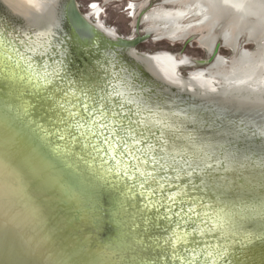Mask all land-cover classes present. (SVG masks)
<instances>
[{"label":"rangeland","instance_id":"374dc122","mask_svg":"<svg viewBox=\"0 0 264 264\" xmlns=\"http://www.w3.org/2000/svg\"><path fill=\"white\" fill-rule=\"evenodd\" d=\"M68 2L69 0L60 1L58 22L52 31V47H55L56 51L51 55V60L56 58L52 62L63 65L65 70L59 71V68H54V72H50L53 81L48 79L47 81L42 80L40 83L33 77L29 78V75L22 74L24 70L20 67L16 68L15 72L9 68L0 72V98L4 101L3 108L11 112L14 110L16 112L14 115H19L18 119H27L33 124L40 137L53 138L51 140L53 143L59 142L58 145H54V151L52 149L53 157H65L73 160L76 165L88 167L91 169V174L97 175L103 184L110 182L109 187L112 189L125 181L118 176L116 185L112 184L111 175L114 174L111 173V169L104 168L103 164L108 163V154L118 158L119 154L112 150L107 155L97 152L92 145H96L98 148L104 147L105 144L99 143L103 137L100 135L101 138L97 139L89 128L85 125L83 127L77 125L65 113V120L71 122V128L68 130L75 132L78 137V140L72 139L68 136L67 131H61L65 125L59 121L56 115L57 112H64L60 108V104L64 103L61 99L64 93L60 89L68 93V99L80 97L92 105L91 97L95 96L98 99L97 94L102 91L100 87L109 83L108 80L103 81L107 76L96 64L97 59L94 58L96 53L90 52L89 48L81 50L80 44L72 38V33L64 18V10ZM76 2L81 13L88 15L93 21L95 20L94 12L90 8L92 4H96L102 11L101 18L106 26L125 39L142 37L145 33L148 35L149 29L157 27L152 22H144L145 16L150 12L160 9L185 8L188 5L193 7L201 5L205 14L197 18L204 19L202 20L204 22L201 25L196 23L193 26L187 23L192 27L183 40L173 42L166 37V30L159 28L150 35L148 41L136 48L137 51L143 54L170 53L182 59L187 56L194 62L207 61L210 57L209 48L204 43L207 39H211L222 44L219 55L228 63L224 60V65L209 69H206L207 66L196 64L191 69H181L180 74L183 77H191L195 70L206 69L207 75L212 77L230 76L237 81L264 85V0H76ZM130 4L132 7H129ZM135 5L137 9L134 11L133 6ZM4 13L5 11L0 8V25H3L7 31H11L14 39L19 41L29 35L34 37V29L26 28L24 30L18 20ZM141 13L142 17H140ZM260 13L262 14L260 15ZM195 18L193 17V19ZM138 19H140L141 27L137 31ZM193 34L195 35L193 39L185 41ZM160 37L163 39L155 40ZM226 37L229 38L228 44L225 42ZM240 42L243 46L241 55L238 56L236 52ZM48 53L52 54L50 51ZM48 53L43 56L38 54L35 58L39 62L41 57L48 59ZM26 54L31 56L30 51H27ZM113 55L115 56V54ZM122 60L125 64V59ZM12 64L14 63L12 62ZM116 71L118 72L120 69ZM126 74L132 76L129 75L130 73ZM53 85L59 87L53 88ZM134 85L144 91V96L136 101L141 109L138 110L137 107H131V109L144 113L143 117L159 114L160 118L169 123V127L162 129L161 126L154 123L148 121V123H144L143 117L140 115H136V117H139L141 123L130 126L133 129L131 134L135 137L136 142L129 145L131 152L122 158L125 165L118 166V170L119 168L128 169L127 171L131 173L128 175L130 185L122 195L118 196L121 200L114 204L118 210L119 208L123 209L122 217L124 212L129 210V207L126 206L128 203L133 208L135 205L139 206L138 209L129 211V214L132 215L128 218L131 230L140 229V224L147 225L143 228H163L164 225L159 224L160 220L167 222L166 225H173L171 229H175L179 228L176 225L178 222L183 226L188 225L185 229L189 231L188 237H191V241L185 245L189 243L197 248L200 243L214 241L215 238H219V235L208 232V230H197L200 223L194 229H191L189 225L193 224L194 219H198L199 215H201V221L205 219L203 215L206 218L213 217V213L218 212L216 206L229 201L231 206L226 204L224 207L231 211L239 209L245 216L249 217L250 215V219L264 225V135H261L264 132V107H254L252 102L239 98L232 97L225 100L220 95L202 97L188 93L164 92L161 90L162 88H156L155 85V87L147 88L146 85H138L133 80L131 86ZM46 87L52 88V92L46 93ZM238 100L243 103L241 104ZM112 104L115 109L127 112L131 119L135 116L126 109L125 111L121 109L119 104L115 102ZM72 111L75 112L76 109H72ZM109 116L119 122L118 126L129 127L128 121H121L111 113ZM132 121L134 120L132 119ZM54 124L56 127H53ZM137 132H143L144 135L139 136ZM61 136L64 138L61 139ZM143 141L146 143H142ZM103 158H106L107 162L103 163ZM249 159L255 160L254 166L257 167V171L250 170L252 168H249L250 164L245 167V160ZM113 162L114 165L115 161ZM229 165L230 168H228ZM233 166L238 170H235ZM129 176L133 178L130 179ZM97 177H92V179ZM145 179L148 183L144 188H141L140 182ZM238 180H241L242 184ZM133 185L135 186L133 187ZM149 185L155 189L154 193L149 192ZM210 186L214 190L206 189ZM114 192H119L116 187ZM137 193L138 198L135 196ZM109 194L114 196L113 193ZM163 194H167L168 197L172 194L170 200H179L166 203V197H163ZM212 194H217L216 203L209 198ZM150 197L154 198L148 200ZM155 197H159V200ZM154 199H157L161 205L158 206ZM182 202L188 203L190 206L179 208V205L176 204ZM205 207L210 211L201 210ZM185 210L187 213L184 212ZM197 210H201L200 214L196 212ZM155 212L159 213L155 214ZM176 212H179L180 215H175ZM162 214H166V216L163 217ZM226 214L228 213L225 212L224 215ZM112 218L119 222L116 217ZM202 223H206V221ZM226 228H230V226H226ZM160 232H167L157 237L160 240L173 237V234H170V231L165 228ZM201 234L209 235L211 238L196 239L203 237ZM261 234V231L255 232L254 235L250 232L245 233L243 237L260 236ZM138 241L142 242L143 238L140 237ZM262 244H264V240L258 247H261ZM205 247L202 246V248ZM252 247L254 248V246ZM191 256L193 257L194 254ZM198 256L199 253L196 254L197 261L204 264L205 258L200 259ZM160 260L164 263L165 258L162 257Z\"/></svg>","mask_w":264,"mask_h":264},{"label":"water","instance_id":"95a60500","mask_svg":"<svg viewBox=\"0 0 264 264\" xmlns=\"http://www.w3.org/2000/svg\"><path fill=\"white\" fill-rule=\"evenodd\" d=\"M0 8L8 14L1 4ZM64 18L72 38L80 44V49L83 51L86 48L91 49L90 52L96 53L94 58L97 60L103 51H112L116 55L127 53L136 50L140 44L150 38L145 33L142 37L131 39L120 37L117 40L110 39L81 13L76 0H69L64 10ZM140 27L141 22L138 19L136 30L138 31ZM221 46L222 44L218 42L213 52H208L210 57L207 61L195 63L207 67L212 65L218 58ZM242 46L240 42L236 52L238 56L241 55ZM122 56L124 57L122 59H127ZM127 60L130 67L135 66L143 73L142 65L132 58ZM169 90L198 95L170 87ZM2 112L0 113V264H173L174 256L191 259V254L196 256L197 253H199L198 258H205L204 264H209L212 255L206 252L213 247H216L220 253L229 249L234 253L264 255V244L258 247L264 240V225L250 219V215L245 216L239 209L231 211L224 207L226 204L231 206L230 201L216 206L218 212H214L213 217L206 218L203 215L205 219L201 221L199 215V220L194 219L195 222L189 225L194 229L200 223L197 230H208L219 235L214 241L196 245L197 248L189 243L185 245L191 241V237H188L189 231L185 229L188 225L179 224V228L171 229L173 225H166L167 222L160 220L159 224L164 225L163 228H143L147 225L140 224V229L131 230L128 218L132 215L129 211H134L139 206L135 205L133 208L128 203L126 206L129 210L124 212L122 217L123 209L118 210L114 204L121 200L118 196L122 195L130 185L128 176L123 174L127 172L131 175L128 169L111 168V173L114 174L111 175L112 184L116 185L118 176L125 181L115 186L119 191L115 193V187L112 189L109 187L110 182L103 184L97 175L91 174V169L88 167L76 165L73 160L65 157H53V147L59 142L53 143L51 141L53 138L40 137L33 124L27 119H18L19 115H14L16 113L14 110L11 112L3 108ZM81 123L83 124V121ZM99 143L102 144V141ZM104 161L106 158L102 159L103 163ZM245 161V167L250 164L249 168L252 167L250 170L257 171L254 159ZM113 163L109 159L103 167L110 169ZM233 168L238 170L234 166ZM92 177L97 178L92 179ZM239 183L242 184L241 180ZM206 189L214 190L211 186ZM109 193H113L114 196ZM216 195L212 194L209 197L214 203H216ZM135 196L138 198V193ZM163 197H166V203L179 200H170L167 194H163ZM153 198L150 197L148 200ZM157 199L154 200L159 206L161 203H158L159 199ZM176 205H179V208L190 206L184 202ZM201 210L210 211L206 207ZM201 210L196 212L199 213ZM184 212L187 213L186 210ZM225 212L228 214L224 215ZM217 214L224 217V221L213 225L211 222H214ZM112 217H116L119 222ZM203 221L206 223H202ZM153 224L155 226V223ZM164 228L170 231V234L178 233L183 236V241L177 243L174 239L170 241L166 238L163 240L157 238L167 233L160 232ZM260 231L262 234L257 235L258 237H243L245 233L251 232L254 235L255 232ZM202 236L196 239L211 238L209 235ZM140 237L143 238L142 242L138 241ZM202 246L206 247L202 248ZM162 257L165 258L164 263L160 260ZM197 264L202 262L197 261Z\"/></svg>","mask_w":264,"mask_h":264},{"label":"bare ground","instance_id":"6f19581e","mask_svg":"<svg viewBox=\"0 0 264 264\" xmlns=\"http://www.w3.org/2000/svg\"><path fill=\"white\" fill-rule=\"evenodd\" d=\"M60 1L61 0H0V4L4 7L7 13L10 16H13L16 20L18 19L19 21H21L19 22L20 24L23 23L22 27L24 28V30L26 28H32L35 30V33L42 34L44 41H46L48 45L47 53L49 51L52 52V54L48 53V59L41 57L42 59L39 62L38 60H36L35 56H38V54L44 52V49L38 48L35 53L30 51L31 56L30 54H26V57H31L30 60L25 59L19 62L20 69L24 70L22 74H27L29 75V78L33 77L40 83L44 79L42 78V76H38L37 72L34 71V69H42L44 66H47L49 80H52L51 78L53 76H51L50 72L53 73L54 68H59V71L65 70V67L63 65H59V63L57 65L56 62H52L56 58H53V60L49 58L51 55H53V52L56 51L55 47H52V31L58 22V8ZM90 9L94 12L95 20L93 21L92 19H90L88 15L84 16L90 22L96 24L98 29L102 31L104 35H106L110 39L117 40L119 38V35L116 33V31L106 26V24L102 21V11L100 10V8L98 6L95 8L91 6ZM136 9V5L133 6V10L135 11ZM204 14L205 10L201 5H197L196 7L188 5L185 8L160 9L158 11L150 12L145 16L144 22H152L157 26L156 28H151L147 31L149 36L153 34L157 29L163 28L164 30H166L165 34L167 35L166 37L168 39L173 42H178L183 40L188 35L190 28L193 26H190L189 24H187V22H189V20L195 16L202 17L204 16ZM142 15L143 14L141 13L140 17H142ZM202 20L197 25H201L204 22ZM35 33L33 35L34 39H36ZM5 37H7V39L9 40H13L18 47H21V50L24 49L18 43L19 41L14 39L13 33L11 31H7L3 25H0V39H3ZM160 39H163V37L155 40L159 41ZM228 41L229 38L226 37L225 42L227 44ZM217 43V41L207 39L204 44L208 46L210 52H213ZM110 52L111 51H103V54L96 62L98 68L103 71V74H105V76H107L105 79H103V81H109V83H102L103 86L100 87V90L102 91L101 93L97 94V96L98 99L101 96H106L107 100L112 103L119 99L121 103L124 104V111L125 109L127 110L131 107H137L139 104L136 103V101H139L140 97L144 96V91H141V88H138L135 85L131 86V81L133 80L136 81L138 85H146L145 87L147 88L155 85L156 88H162L161 90H164V92H169L170 87L179 91L187 90L202 97L208 95H220L225 100H228L232 97L239 98L252 102L251 104H253L252 106L254 107H264V103H262V97L264 96V85L237 81L232 77H212L210 75H207V72L203 69L195 70L194 73L191 74V77L185 78L180 74L181 69H191L192 67H194V64L191 62V60L178 59L176 56L170 53H142L143 55H141V53L136 49L127 53H120L118 55H116L114 52H111L115 54L114 56ZM122 55H124L127 59L132 58L140 65H142V67L144 68L143 73L139 72L138 69L135 68V66L130 67V64L128 63L129 60L127 59L125 60L124 64V61L122 60V58L124 57ZM12 62L14 64L16 63L15 57L13 58ZM29 64L32 65L31 68L28 67ZM223 64L224 58L222 56H218V58L212 65L221 66ZM118 69H120V71L117 72L116 70ZM132 70L134 73H131ZM126 73H130L129 75L132 76H128ZM54 77L56 76L54 75ZM213 88L215 89L214 92L211 91V89ZM116 93H120L121 95L117 97ZM238 102H240L241 104L243 103L239 100ZM137 109L140 110L141 107H137ZM115 110L121 111L119 109ZM133 112L135 111L133 110ZM143 114L144 113L139 112L140 117H143ZM132 119L134 121H140L139 117H136V115ZM142 121L144 123H154L161 126L162 129H166L169 127V123L165 122L163 118H160L159 114L149 116L146 115L145 117H143ZM100 123H104L103 118H100ZM107 123L109 125V128L119 127L117 125V123L119 122L116 121L115 118L110 117V119L107 120ZM85 125L93 133L95 132L97 134V139L100 138V133L107 132V129L98 127L97 125L92 124L90 121ZM101 139L103 141V138ZM105 147H108V145H105ZM111 150L112 149L109 148V151ZM120 165H125L123 160H121ZM223 221L224 217L218 216L217 214V216L214 218V222L212 221L211 223L214 225L216 222L217 224H219ZM202 228L204 227L202 226ZM222 251L223 252L220 253L219 250L216 249V247H213L212 249L209 248L206 252V254L210 253L212 255V257L208 261L209 264H264L263 254H251L248 252L234 253L231 250L229 251V249H225Z\"/></svg>","mask_w":264,"mask_h":264},{"label":"snow or ice","instance_id":"6c2138e0","mask_svg":"<svg viewBox=\"0 0 264 264\" xmlns=\"http://www.w3.org/2000/svg\"><path fill=\"white\" fill-rule=\"evenodd\" d=\"M93 8L97 7L96 4L91 5ZM129 7H132L130 4ZM34 31V30H30ZM36 39H33L31 35H29L26 38H21L19 40V44L24 48V51H21V47H18L17 44L13 40L7 39V37L0 39V72L6 71L9 68L13 72H15L16 68L19 67V62L21 60H30L31 57H26V52L31 51L35 53L38 48H43L44 52L41 53V55H44L48 51V45L46 41L43 39V35L40 33H35ZM15 57L16 63L12 64L13 58ZM52 59V57H49ZM29 68L32 67L31 64L28 65ZM34 71L37 72L38 76H42V78L47 81L48 80V73H47V66H44L42 69H34ZM21 79L23 80L24 77L22 76ZM49 83H51L49 81ZM53 88H58V85H53ZM61 92H63V96L61 99L64 101V103L60 104V108L64 110V112H57L56 115L59 118V121L64 123L65 127L61 129L62 132L67 131V134L69 137H71L74 140H78V137L75 132L69 131L68 129L71 128V122L69 120H65V113H67L68 117L71 118V120H74L77 125L83 127L84 124L89 123V121L97 125L98 127H102L107 129V132L100 133L101 136H103L102 143L105 145H108V147H96V145H92L93 148L96 149L97 152H103L105 155L108 154L109 148L112 149V151L117 152L119 154V158L117 156H108V159L115 161L114 165H110V169L112 167H118L121 164L122 158L131 152V148L129 147L130 144H134L136 142L135 137L131 134L133 129L130 127L133 124H139L141 121H132L131 117L127 115L126 112L123 111H116L113 108L112 102H109L106 98V96H101L99 99H96L95 96L91 97L93 100L92 105H89L86 100L76 97L74 99H68V93L60 89ZM83 91V90H81ZM211 91H215V89H211ZM46 93H51L52 88H45ZM117 97H119L121 94L116 93ZM54 103L56 101H53ZM103 102V103H102ZM3 99L0 98V113L3 111ZM116 104L120 105V108H124V104L121 103L119 99L115 101ZM262 103H264V100H262ZM139 108V105L137 106ZM72 109H76V111H72ZM128 112H132L133 115H139V111L133 112L131 108L127 109ZM109 113H111L113 116H116L121 121H128L129 127H125L124 125H120L119 127L115 128H109V125L107 123V120L110 119ZM100 118L104 119V123H100ZM83 121V124L81 123ZM53 127H56L54 124ZM55 134V133H53ZM83 135V133H81ZM97 134L94 132L93 136H96ZM137 135L143 136V132H137ZM261 135H264V132L261 133ZM61 139L64 137L61 136ZM142 143H146V141H143ZM114 145V147H113ZM87 147V146H85ZM139 151V149H137ZM95 159V158H94ZM107 162V161H104ZM135 167V166H133ZM125 176H128L129 174L127 172L123 173ZM151 175V173H149ZM130 179L133 177L129 176ZM147 179L140 182V187L144 188L145 184H147ZM135 185H133L134 187ZM149 192L154 193L155 189L151 187V185L148 186ZM171 211V209H169ZM175 215L179 216L180 213L176 212ZM177 226L179 227V223L177 222ZM175 240V242L179 243L182 242L184 237L181 236L178 233H174L173 237H170L169 240ZM175 251V250H174ZM173 264H197V257L194 255L191 259L188 258H182L180 256H174L173 257Z\"/></svg>","mask_w":264,"mask_h":264},{"label":"flooded vegetation","instance_id":"af4514ba","mask_svg":"<svg viewBox=\"0 0 264 264\" xmlns=\"http://www.w3.org/2000/svg\"><path fill=\"white\" fill-rule=\"evenodd\" d=\"M140 5H141V4H140ZM195 17H196L195 19L191 18V19L189 20V22H187V23H190V24H192V25H194V24H196V23H200L201 20H199V18H197L198 16H195ZM190 24H189V25H190ZM193 36H195V35L193 34V35L187 37L185 41H189V40L193 39ZM225 47H226V46H225ZM238 48H239V46H238ZM237 50H238V49H237ZM241 50H242V49H241ZM209 52H210V50H209ZM210 53H211V52H210ZM218 56H220V55L218 54ZM176 57H177V56H176ZM177 58H178V57H177ZM178 59H182V58H178ZM183 59H188V60H190L187 56H184ZM224 60H225V59H224ZM191 62L194 64L193 66L196 65V63H195L194 61L191 60ZM225 62L228 63L227 60H225ZM225 62H224V64H225ZM224 64H223V65H224ZM211 67H214V66H213V65H210V66H208V68H206V69H209V68H211ZM192 68H193V67H192ZM206 69H203V70H206ZM188 78H189V77H188ZM227 78H230V76L227 77Z\"/></svg>","mask_w":264,"mask_h":264}]
</instances>
